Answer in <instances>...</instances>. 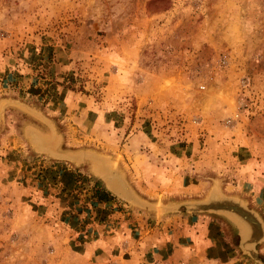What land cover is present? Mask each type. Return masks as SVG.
I'll use <instances>...</instances> for the list:
<instances>
[{
    "label": "rangeland",
    "instance_id": "374dc122",
    "mask_svg": "<svg viewBox=\"0 0 264 264\" xmlns=\"http://www.w3.org/2000/svg\"><path fill=\"white\" fill-rule=\"evenodd\" d=\"M21 103L61 149L110 154L151 200L181 180L140 171L159 144L195 141L182 176L231 185L246 157L264 168V0H0V264H147L84 246L93 221L77 228V196L108 188L37 151L27 130L53 129Z\"/></svg>",
    "mask_w": 264,
    "mask_h": 264
},
{
    "label": "crops",
    "instance_id": "0c3cea01",
    "mask_svg": "<svg viewBox=\"0 0 264 264\" xmlns=\"http://www.w3.org/2000/svg\"><path fill=\"white\" fill-rule=\"evenodd\" d=\"M107 122L114 125L115 120L112 117ZM193 142L194 150H197V145ZM159 146V153L146 150L155 164L148 166L145 163L142 169L139 168L140 171L156 174L157 177L163 173L165 177L181 174L179 187L167 195L173 200L206 197L213 187L211 180L207 182L198 177L194 180V173L188 169L182 176L181 168H185L186 162L192 160L195 151L189 152V147L180 151L178 147L164 148L162 144ZM203 155L205 156L202 154L199 159H202ZM248 159L250 157L241 161L244 164L239 171L244 177L237 176V182L231 184L233 189L230 182L222 184L221 188L229 195L246 200L264 221V168L256 167L253 161L252 167L249 166ZM193 172L196 170L193 169ZM258 172L261 175L257 176ZM61 173L65 181L62 183L64 187L77 186L78 190L82 189L81 181L75 180L74 173ZM238 174L239 172L236 175ZM68 176L72 178L71 181L67 179ZM27 190H34L36 193L37 188L30 186ZM93 193L89 190L87 194L77 196V228L80 218L88 214L93 221V230L89 229L90 239L84 246H99L106 258L117 253L125 256L138 255L139 259L147 264H257L238 245L239 227L226 216L192 212L174 213L167 218L157 219L151 213L124 204L119 198L99 202ZM82 196L84 198L81 200ZM118 205L126 207L119 210ZM259 252L264 255V241L259 245ZM93 253L96 254L97 251Z\"/></svg>",
    "mask_w": 264,
    "mask_h": 264
},
{
    "label": "water",
    "instance_id": "95a60500",
    "mask_svg": "<svg viewBox=\"0 0 264 264\" xmlns=\"http://www.w3.org/2000/svg\"><path fill=\"white\" fill-rule=\"evenodd\" d=\"M20 104V103H19ZM22 104V103H21ZM29 111L39 115L45 121L48 120L41 113L22 104ZM49 123V122H48ZM52 137L44 134L38 129H28L27 134L34 148L39 152L50 153L54 157L64 159L75 163L77 166L88 165L89 169L95 176L101 177L108 190L117 195L129 206L147 211L155 215L158 219L167 217L174 213H216L230 218L239 227L238 245L250 256L257 264H264V255L259 252V245L264 241V221L258 211L252 208L248 202L238 196L225 193L221 185L223 182L218 177H209L213 182V187L209 194L200 199H182V200H151L140 192L131 184L126 177V173L122 171L111 159L110 154L101 153L93 148H83L76 150H63L59 144L55 143L56 132L53 125ZM46 142V146L42 145ZM53 148H49L48 146ZM99 157L103 161V170L107 176H100L92 169L90 159ZM113 159V158H112ZM92 168V169H91ZM106 178V179H105ZM110 181V182H109Z\"/></svg>",
    "mask_w": 264,
    "mask_h": 264
},
{
    "label": "trees",
    "instance_id": "16d2710c",
    "mask_svg": "<svg viewBox=\"0 0 264 264\" xmlns=\"http://www.w3.org/2000/svg\"><path fill=\"white\" fill-rule=\"evenodd\" d=\"M34 92H38L35 90ZM75 175L77 174L76 172H73ZM94 197L97 198L99 202L107 201L109 199L115 198L114 195L106 188L101 187L99 183H96L94 187Z\"/></svg>",
    "mask_w": 264,
    "mask_h": 264
},
{
    "label": "bare ground",
    "instance_id": "6f19581e",
    "mask_svg": "<svg viewBox=\"0 0 264 264\" xmlns=\"http://www.w3.org/2000/svg\"><path fill=\"white\" fill-rule=\"evenodd\" d=\"M42 145H47L46 144V142H42L41 143ZM49 145V144H48ZM50 149L51 148H53V147H50V145L48 146ZM44 153V152H43ZM46 153V152H45ZM46 154H48L49 156H53V155H51L50 153H46ZM103 160L101 159V158H99V157H93V158H91L90 159V163H91V166L93 167V171L95 172V173H97L98 175H100V176H105L106 174L105 173H107V172H105L104 170H103V168H104V165H103V162H102ZM107 176V175H106ZM108 177H110V176H107V180L109 179ZM106 179V178H105ZM109 180H112V179H109ZM110 182V181H109Z\"/></svg>",
    "mask_w": 264,
    "mask_h": 264
},
{
    "label": "built area",
    "instance_id": "2783aa9c",
    "mask_svg": "<svg viewBox=\"0 0 264 264\" xmlns=\"http://www.w3.org/2000/svg\"><path fill=\"white\" fill-rule=\"evenodd\" d=\"M202 88L205 89V86L203 85Z\"/></svg>",
    "mask_w": 264,
    "mask_h": 264
}]
</instances>
